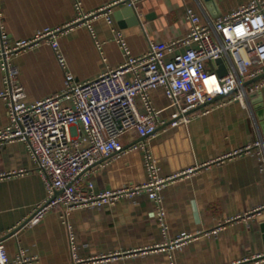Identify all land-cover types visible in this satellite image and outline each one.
<instances>
[{
    "label": "crops",
    "instance_id": "0c3cea01",
    "mask_svg": "<svg viewBox=\"0 0 264 264\" xmlns=\"http://www.w3.org/2000/svg\"><path fill=\"white\" fill-rule=\"evenodd\" d=\"M84 11H93L115 0H78ZM248 0H141L135 7L138 22H120L118 28L132 55L143 53L149 41L166 42L183 37L189 23L186 7L203 20L226 14ZM75 0H0V24L12 39L32 36L43 27L71 21ZM97 48L85 26L59 37L66 70L78 81L93 79L106 67L123 59L111 25L103 17L92 22ZM19 81L30 102L57 93L64 87V70L54 51L40 43L13 55ZM208 69L214 65L207 62ZM0 63V91L4 87ZM154 105L168 101L161 88L151 91ZM246 106L230 102L201 113L186 124L169 125L170 110L160 114L153 135L123 136L124 145L144 144L116 159L100 160L89 167L94 189H118L144 183V153L156 160L158 176L172 177L160 190L167 237L160 230L155 202L147 194L121 195L100 208H76L67 218L73 235L58 210H51L36 225L18 227L32 206L46 196L45 184L27 145L12 141L0 146V239L13 258L20 247L35 257L29 264H264V153L252 149L241 155L234 150L264 139V89L247 96ZM6 102L0 98V128L8 124ZM188 168L193 171L179 174ZM10 175V172L19 171ZM180 232L196 236L171 248ZM73 244V245H72ZM74 246V250L72 247Z\"/></svg>",
    "mask_w": 264,
    "mask_h": 264
},
{
    "label": "built area",
    "instance_id": "2783aa9c",
    "mask_svg": "<svg viewBox=\"0 0 264 264\" xmlns=\"http://www.w3.org/2000/svg\"><path fill=\"white\" fill-rule=\"evenodd\" d=\"M140 1L115 0L86 12L75 0L71 21L43 27L21 39H12L0 24V63L4 73L0 98L6 102L9 120L0 128V146L12 141L24 142L46 188L45 198L32 206L18 227L36 225L46 213L58 210L72 236L67 216L73 209L100 208L113 204L121 195L145 193L155 202V215L166 238L160 190L178 175L158 176L159 166L146 151L143 157L148 178L144 183L96 191L89 179V167L103 158L116 159L138 147L145 149L144 144L124 145L122 137L153 135L158 124L164 123L160 114L165 109L170 110L169 125L186 124L197 108L203 107L201 113H207L230 102H239L244 107L250 93L264 89V76L245 85L264 74V0H248L226 14L207 20L186 7L189 29L183 37L166 42L149 41L143 53L132 55L121 31L114 26L112 9L119 5L135 8ZM98 17L111 25L123 59L93 79L78 81L66 70L58 39L73 27L85 26L96 47L101 48L102 41L96 39L92 26ZM40 43L48 44L54 51L64 70V87L57 93L28 102L11 59ZM217 59L222 60L226 69L222 75L217 74ZM207 62L213 63L214 70L208 69ZM158 88L168 101L161 109L151 98V91ZM252 149L263 154L264 139L229 155H241ZM192 171L193 168H188L179 174ZM16 173L21 170L10 175ZM257 210H264V205ZM195 236L180 232L170 240L169 246L175 248ZM34 259L24 255L20 247L10 258L0 239V264H29ZM73 262L78 264L81 260L73 254Z\"/></svg>",
    "mask_w": 264,
    "mask_h": 264
},
{
    "label": "water",
    "instance_id": "95a60500",
    "mask_svg": "<svg viewBox=\"0 0 264 264\" xmlns=\"http://www.w3.org/2000/svg\"><path fill=\"white\" fill-rule=\"evenodd\" d=\"M124 14L125 16H129L130 19H128L129 21L128 22H132V23H135V22H138L137 20V15H136V12H135V8L132 7V6H127V5H124V7L122 9H117L113 12V16L115 17L116 20H118L120 22V16ZM216 63L219 64V68L217 70V74L218 75H222L226 72V69H225V66L222 62V60L220 59H217L216 60ZM264 76V74L262 75H259L251 80H248L247 82H245V85L248 84V83H251L255 80H257L258 78ZM257 93H260V90L258 91H255L253 93H250L249 96H254L256 95ZM201 106H204V105H201Z\"/></svg>",
    "mask_w": 264,
    "mask_h": 264
}]
</instances>
